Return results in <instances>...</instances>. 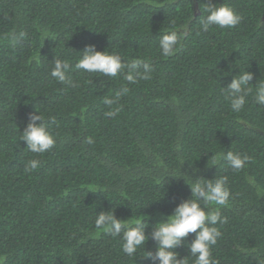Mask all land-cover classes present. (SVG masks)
<instances>
[{"label":"trees","instance_id":"1","mask_svg":"<svg viewBox=\"0 0 264 264\" xmlns=\"http://www.w3.org/2000/svg\"><path fill=\"white\" fill-rule=\"evenodd\" d=\"M208 2L234 8L240 24L204 32ZM13 29L27 33L15 47L3 38ZM170 30L182 46L164 57L159 37ZM88 44L148 61L150 79L129 84L123 74L73 69L78 87L66 88L50 75L52 60L74 64ZM239 67L255 73L253 84L264 80V0H0L3 264H151L143 248L137 258L124 254L122 239L98 231L94 220L101 211L128 223L144 217L150 234L191 197L186 175L226 178L232 193L220 208L227 223L217 225V264H264V106L250 96L234 113L221 90ZM123 86L129 93L112 106L119 114L106 117L104 97ZM38 111L56 118L57 145L37 157L20 138ZM229 150L251 157L244 169L207 166V152ZM32 158L41 166L25 172ZM177 251L190 255L186 245Z\"/></svg>","mask_w":264,"mask_h":264},{"label":"clouds","instance_id":"2","mask_svg":"<svg viewBox=\"0 0 264 264\" xmlns=\"http://www.w3.org/2000/svg\"><path fill=\"white\" fill-rule=\"evenodd\" d=\"M208 14L200 20L201 28L204 32L210 28L220 29L234 28L240 24L242 16L227 4L206 3L204 9ZM25 31L15 29L7 32L4 39L15 47L20 41L25 39ZM53 40L49 35H45ZM44 37V38H45ZM183 36L177 30L164 32L159 37V49L164 57H171L182 46ZM80 53L74 64L69 59L55 56L52 60L50 75L63 84L66 88L78 87L70 75V72L82 70L86 73H97L103 77H117L123 74L124 79L129 84H135L138 80H147L151 77L152 66L148 61L132 59L127 61L116 52H109L108 49L97 50L96 45L88 44ZM235 69V68H233ZM255 73L247 68H240L231 82L222 87L230 103V108L234 113L244 110L248 98L254 97L255 103L264 106V80L259 79L252 83ZM129 87L123 86L115 93L114 97H104V103L110 107L105 112L106 117H116L120 112L118 105L122 96L128 94ZM56 124L54 116H45L41 111L29 115V122L21 132L20 140L26 142V150L36 156H40L51 151L57 145V136L52 131V126ZM93 143L91 137L86 141ZM207 161V166H220L221 162H226L227 166L234 172H239L250 162L251 157L234 151H211ZM42 161L38 158L29 159L25 164V172H32L41 166ZM184 163V162H183ZM199 171V169H195ZM175 176V175H172ZM191 182L187 180L191 188V197L180 202L174 211L167 215L165 219L153 225L150 234L146 232L147 223L137 219L131 223L118 219L113 211H101L97 213L94 226L98 231H106L113 238L122 239V251L129 257L137 256L138 250L143 248L145 258L151 264H189V257L194 258V264H217L212 255L213 246L217 244L222 236V232L217 225L227 223V217L222 216L220 208L228 206L232 193L227 186L226 178L207 179L205 177L193 178ZM251 184H255V178L248 177ZM105 191L104 189H98ZM195 234L194 239L188 241L190 234ZM152 240L155 251L146 250L145 244ZM182 245H186L190 255L180 258L177 251ZM5 257L0 256V264H3Z\"/></svg>","mask_w":264,"mask_h":264}]
</instances>
